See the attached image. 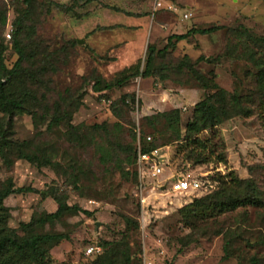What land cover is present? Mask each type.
Listing matches in <instances>:
<instances>
[{
	"label": "rangeland",
	"instance_id": "374dc122",
	"mask_svg": "<svg viewBox=\"0 0 264 264\" xmlns=\"http://www.w3.org/2000/svg\"><path fill=\"white\" fill-rule=\"evenodd\" d=\"M115 1L90 0L65 11L55 0H0L3 66L10 70L17 60L13 41L25 53L9 82L0 71L7 91L23 100L10 130L0 112V129L14 140L32 141L41 157L59 165L39 169L15 155L0 157V191L8 181L15 190L33 189L3 201L0 234L66 238L42 262L12 248L0 264H264V0H161L152 31L150 21L147 28L127 31L115 26L139 24L119 14ZM144 1L127 0L124 6L141 18ZM109 27L119 33L108 32ZM210 27L219 30L172 40L143 78L148 46L162 50L170 36ZM8 33L10 42L5 41ZM125 39L131 44L122 48ZM133 55L138 56L136 77L122 88L93 92L96 80L103 86L121 78L120 72L135 63ZM218 89L226 92L230 117L191 139L201 141L209 156L200 163L198 145L188 140L186 130L195 106ZM126 94L133 97L128 104L118 103ZM171 110L180 112L179 137L163 131V120L156 127L143 120ZM62 111L72 125H82L71 136L64 120L47 131L51 118ZM93 125H105V130L93 131ZM137 133L150 136L157 147L162 169L157 179L141 181L134 174L129 149L137 144ZM172 174L200 179L207 191L170 193ZM242 181L254 184L259 205L223 212L207 206L180 214L195 200L218 193L226 200L251 194L246 185H235ZM164 183L167 189L159 190ZM56 197L72 210L37 224L56 212Z\"/></svg>",
	"mask_w": 264,
	"mask_h": 264
},
{
	"label": "trees",
	"instance_id": "16d2710c",
	"mask_svg": "<svg viewBox=\"0 0 264 264\" xmlns=\"http://www.w3.org/2000/svg\"><path fill=\"white\" fill-rule=\"evenodd\" d=\"M30 0H25L26 3H29ZM57 4H59L65 11H71L75 7H80L88 2L90 0H84L83 2H76V1H66V2H60L59 0H55ZM21 19H18L16 21V24L21 23ZM105 29V28H103ZM102 29V30H103ZM219 30V27H210L206 29H192L188 31L186 34L183 35H174L170 36L167 39V45L162 50H157L153 45H150L146 49V62H145V73L143 75V78H148L149 74L147 72L150 64L152 63L154 57L156 55H163L166 51L168 46L171 44L172 40H175L177 42L185 41L192 35H210L216 31ZM4 36V35H3ZM5 37V36H4ZM11 39H5V41L10 42ZM264 44V40H260ZM229 42V40H228ZM6 48L3 44L0 43V71L2 73H5L8 76V80L6 82H9V79L13 78V75H15V72L21 69L22 63L25 60V53L22 49L20 43L18 41H13V50L14 53L17 56V60L14 63L13 67L10 70H7L3 66L2 57L5 52ZM199 61H205L204 59L200 58ZM184 67H186L190 73H192L196 78H199L200 80L203 79L202 75L195 70L193 66H190L186 63L183 64ZM182 66V67H183ZM182 67H179L182 69ZM138 61L135 62L133 65H130L129 67L123 69L120 72L121 78L116 80L114 83H103V86H100V80H96L94 83L93 92L100 93V92H107L111 91L115 88H122L127 85L128 81L131 80L133 77H136L139 73L138 71ZM5 81L0 80V112L7 117L8 119V128L10 130L13 122V118L15 114L18 111H21L23 109V100L17 99L13 97L7 91L5 88V85L7 83H4ZM203 87L204 84H203ZM132 95H123L118 103H121L123 105L128 104V100ZM226 92L222 89H218L215 93L211 95H207L202 101H200L194 108V116L195 119L191 121L187 126V134H188V140L192 142L193 145H198V157L197 160H200V163L206 162L209 160V156L205 155V149L202 146L203 144L201 141L198 140H191L193 139V136H196L198 133L216 126L219 124L222 120H227L229 116V109L226 107ZM80 105H76L75 109L77 110ZM115 106V103L111 105V108ZM59 110V109H58ZM247 114V113H245ZM248 116V115H246ZM67 118V120H66ZM180 118V112L179 110H171L169 112H163L159 113L157 115L151 116V117H145L143 118L145 123H149L150 125L156 127L160 125L161 120H163V128L165 131H172L174 134L179 137L180 131L178 128ZM67 122L68 127V135H73L75 132L81 129L82 125L74 126L72 125L71 118H69L65 111H62L59 114L54 115L49 123L47 124V131H50L54 126H57L60 121ZM93 131L96 130H105V125H93L91 127ZM147 135H140V151L143 154H150L154 150H156V145L154 144V141H146ZM150 137V136H149ZM151 138V137H150ZM136 142V139H135ZM196 150V148L191 149L189 154H193V152ZM130 152L134 155V174L136 177H138V171H137V147L136 143L133 146V148L129 149ZM10 155H15L18 160L26 161L27 163L35 166L36 168H43V167H58L59 165L56 163H53V161L49 157H41L39 153L35 150V147L33 146L32 141H18L14 140L11 137V134L5 129H0V157L5 160ZM76 184H74L75 186ZM235 185L241 186L246 185L248 187V191L251 194L244 195V196H237L232 199L226 200L223 196L220 195V193L216 194L219 196H212L211 197H204L198 200H195L192 204L187 205L183 209H180V214L185 211V209H192V213L196 214L197 211L204 207H213V209H219L223 211H234L238 208H244V207H250V206H256L259 205L260 200L256 197V191L254 189V184L251 181H242L237 182ZM26 192H33V189L26 188V189H14L12 182L8 181L7 186L0 191V209L3 204V201L14 194H21ZM55 202L57 204V210L55 213L52 214H45L43 218L36 221L37 224H45L50 221L58 220L64 213L72 210L71 207H69L66 202L62 201L61 198L56 197ZM78 212H82L85 215H89L88 212L82 211L78 207L75 209ZM201 212V211H199ZM126 221L128 218H125ZM129 221V220H128ZM34 222V221H33ZM33 222L31 224H33ZM1 233V230H0ZM66 238L63 235H42V236H35L30 239L26 238H18L14 233L11 235H3L0 234V260L2 262H6L7 260H4V257L6 255V252L9 251V249H14L21 255H27V257H30V259L35 262H42L48 250L60 243L61 241L65 240ZM226 245H229V242H227ZM229 258V255L227 254L224 256V260H227Z\"/></svg>",
	"mask_w": 264,
	"mask_h": 264
},
{
	"label": "built area",
	"instance_id": "2783aa9c",
	"mask_svg": "<svg viewBox=\"0 0 264 264\" xmlns=\"http://www.w3.org/2000/svg\"><path fill=\"white\" fill-rule=\"evenodd\" d=\"M60 2H66V1H76V2H83L84 0H59ZM184 18H187L185 15ZM6 39H10V34H6ZM137 140V171L140 177V180L142 181L144 177L154 178L157 179L158 175L161 174V167L159 166L158 157L156 156V151L151 152L150 154H143L140 151V133H137L136 135ZM146 141H151V138L148 136L146 137ZM171 180L168 192L170 193H181V192H187V191H207V187H205V184L203 181L197 178H187L184 176L177 177V175L171 176L169 181ZM157 188L159 190L167 189V183L165 184H158ZM203 188V189H202ZM93 251L92 248L87 250V255L91 254Z\"/></svg>",
	"mask_w": 264,
	"mask_h": 264
},
{
	"label": "crops",
	"instance_id": "0c3cea01",
	"mask_svg": "<svg viewBox=\"0 0 264 264\" xmlns=\"http://www.w3.org/2000/svg\"><path fill=\"white\" fill-rule=\"evenodd\" d=\"M146 1H151V3L150 4L147 3V5H146ZM126 2H127V0H116L115 1L116 6H117L116 8L118 9V13L119 14H122L124 16L130 17L127 20H132L134 22H139V24L138 25H132V24H128V25L127 24H117L116 25L115 24V26H117V27L119 26V29H122L123 31H127L126 29L137 28L138 26L139 27L140 26H143L144 28H147V23H148L147 21H150V27H151V31H152L153 25H154L153 23H155L154 22L155 12H157L158 10H160V8H162V6H163V3L161 2V0H145L142 3V6H144V9L146 10V12L144 13L146 15H144V17H141V18H138L140 16L136 15V13H134V12H131V10L125 9V6L124 5H125ZM149 13H150V16L147 15ZM183 19H187V18H183ZM106 30L108 32L114 33V34H118L119 33V31H115L114 28H112V27H109ZM148 35H147V37H148ZM137 38L139 39L140 37H137ZM129 41L130 40H126V39L125 40H121L120 43L123 46L122 48H125L127 45H129V43H130ZM132 44L134 45V43H132ZM137 44L139 45L138 42H137ZM134 55H133V61L135 62L138 56L137 55L134 56Z\"/></svg>",
	"mask_w": 264,
	"mask_h": 264
},
{
	"label": "water",
	"instance_id": "95a60500",
	"mask_svg": "<svg viewBox=\"0 0 264 264\" xmlns=\"http://www.w3.org/2000/svg\"><path fill=\"white\" fill-rule=\"evenodd\" d=\"M83 42L82 41H78V44H82Z\"/></svg>",
	"mask_w": 264,
	"mask_h": 264
},
{
	"label": "bare ground",
	"instance_id": "6f19581e",
	"mask_svg": "<svg viewBox=\"0 0 264 264\" xmlns=\"http://www.w3.org/2000/svg\"><path fill=\"white\" fill-rule=\"evenodd\" d=\"M151 192H154V190H151Z\"/></svg>",
	"mask_w": 264,
	"mask_h": 264
}]
</instances>
